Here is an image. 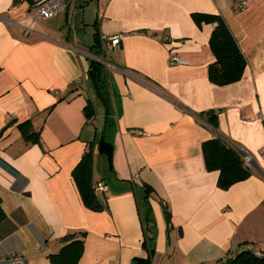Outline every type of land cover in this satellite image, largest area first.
<instances>
[{"label":"crops","instance_id":"obj_1","mask_svg":"<svg viewBox=\"0 0 264 264\" xmlns=\"http://www.w3.org/2000/svg\"><path fill=\"white\" fill-rule=\"evenodd\" d=\"M236 1L65 0L51 20L93 23L87 50L66 25L33 23L35 0H0V264L12 255L62 264L72 241L83 243L77 264H220L248 245L264 255V0ZM198 13L221 16L237 41L247 61L238 82L209 80L216 24L197 25ZM97 33L123 37L104 68L110 108L88 77ZM173 55L185 64H171ZM209 112L217 129L201 117ZM27 121L39 142L22 135ZM218 136L255 165L227 190L203 155ZM90 145L93 190L108 187L95 194L101 211L85 206L73 178Z\"/></svg>","mask_w":264,"mask_h":264},{"label":"trees","instance_id":"obj_2","mask_svg":"<svg viewBox=\"0 0 264 264\" xmlns=\"http://www.w3.org/2000/svg\"><path fill=\"white\" fill-rule=\"evenodd\" d=\"M192 18L199 26L203 23L216 24L210 39L215 61L209 66V80L218 86L238 82L245 72L247 61L223 18L218 15L199 13L193 14ZM95 42L96 44L91 50L95 52L96 56H99L101 43L98 33L95 35ZM89 67L88 77L95 84L99 96L110 108V96L109 91H106V79L102 64L92 59ZM85 114L87 118H91L94 114L90 103L85 107ZM201 117H206L209 125L217 129V118L213 112L202 114ZM19 129L27 141L39 142L40 135L32 131L31 121L20 123ZM202 149L207 170L220 172L218 185L221 189L227 190L231 186L247 180L253 174V170L246 165L241 152L220 136L204 142ZM98 150L107 155L112 163L113 147L111 144L103 140L98 146ZM93 156L94 145H90L81 162L75 168L73 178L85 206L92 211H101L103 204L95 196L92 186ZM144 191L145 200L148 201L152 189L149 186H144ZM165 215L169 220L170 216L167 210ZM1 218L2 209L0 206V220ZM67 240H71V237ZM82 249L83 243L79 241H72L65 246L59 255L62 264H77ZM220 264H264V255L257 256L255 250H242Z\"/></svg>","mask_w":264,"mask_h":264},{"label":"built area","instance_id":"obj_3","mask_svg":"<svg viewBox=\"0 0 264 264\" xmlns=\"http://www.w3.org/2000/svg\"><path fill=\"white\" fill-rule=\"evenodd\" d=\"M20 1H27V0H20ZM108 1L110 0H97L98 3H106ZM236 2L239 4L240 8L242 9L244 5L246 4L247 0H237ZM64 10H65V0H35L33 9L31 11V14H32L31 18L33 20V23L41 21V20H51L53 18H56ZM30 32L31 30L28 29L27 35ZM99 38H100V43H101L102 50H103V56H105V52H106L105 45L107 43H110L111 48H116L120 45L123 37L121 35H118V36H114L111 38H107L106 36L101 35L99 36ZM95 60L101 61L102 63H106L104 59L102 60V59L96 58ZM171 64L182 65V64H185V62L180 58V56L173 55L171 58ZM240 152L243 156V159L246 165L252 170H254L255 165H254V161L252 157L244 151L240 150ZM137 179H138V175H135L134 180H137ZM107 190H108V187L104 181H99L94 185V191L96 195H98L99 193H105L107 192ZM242 250H255V249L253 245H248L244 247L243 249H241V251ZM255 254L257 256H262V254L257 251H255ZM8 261L10 264H23L24 263L23 258L18 255H12L8 259Z\"/></svg>","mask_w":264,"mask_h":264},{"label":"rangeland","instance_id":"obj_4","mask_svg":"<svg viewBox=\"0 0 264 264\" xmlns=\"http://www.w3.org/2000/svg\"><path fill=\"white\" fill-rule=\"evenodd\" d=\"M76 3H73V6H71V13H70V21H72V17H73V11H74V5ZM48 27L50 28H55V26H65V30H70L74 32L75 36H77V34H80L81 35V45H83L85 48L90 49V47L93 45L94 43V34L96 32V28L94 26L93 23H91L89 26H82L80 27V29H75L72 27L71 25V22H69L68 24H66L65 22V19H64V15L63 16H60L59 18L55 19V20H51V21H48ZM31 24V23H30ZM33 26H38L37 23L34 24ZM110 44V43H109ZM105 49H106V52H105V56H103V50H102V47H99V59H104L105 62L107 63L108 62V55L111 53L110 52V49H111V44L110 45H105ZM92 55L93 56H96L95 55V52H92ZM97 58V57H95ZM93 58L90 57V60H92ZM97 61V60H96ZM98 63L102 64L103 68H106V63H102L101 61H98ZM99 162L100 164H98V169L99 171H108V160L107 158L104 156V155H101L99 156ZM105 171V172H106ZM104 172V173H105ZM103 174V173H101Z\"/></svg>","mask_w":264,"mask_h":264}]
</instances>
